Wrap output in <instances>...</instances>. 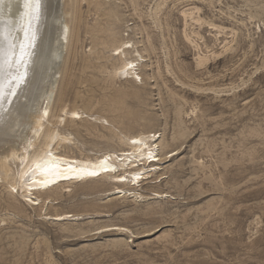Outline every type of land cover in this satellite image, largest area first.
Returning a JSON list of instances; mask_svg holds the SVG:
<instances>
[{"label":"rangeland","instance_id":"374dc122","mask_svg":"<svg viewBox=\"0 0 264 264\" xmlns=\"http://www.w3.org/2000/svg\"><path fill=\"white\" fill-rule=\"evenodd\" d=\"M73 1L53 114L67 125L63 108L88 110L122 134L156 132L158 153L172 150L137 188L141 202L113 194L118 184L108 181L32 207L1 180L0 264H264V0ZM103 25L115 41L137 44L145 57L138 80L109 75L112 48L93 39ZM81 120L79 133L68 126L74 145L60 151L125 148L98 136L118 131L91 134L90 118ZM60 213L82 215L46 216ZM112 224L125 230H106Z\"/></svg>","mask_w":264,"mask_h":264},{"label":"bare ground","instance_id":"6f19581e","mask_svg":"<svg viewBox=\"0 0 264 264\" xmlns=\"http://www.w3.org/2000/svg\"><path fill=\"white\" fill-rule=\"evenodd\" d=\"M67 1L72 2L73 0H64V3H61V0H38L40 4V15L39 19L33 22L32 25L36 30V50L35 56L33 57L34 68L29 79L26 81L27 88L24 97L21 98L15 110H12L11 106H9L11 115H9L5 119L3 125L0 126V181H6L7 188L18 192L27 205L32 207H42L49 204L54 199H57L56 195H59V198L63 197V194L72 193L76 188L88 190L98 189L106 185L108 181L116 185L118 184L117 187L112 189L115 190L113 194H123V196L133 194L132 197L134 200L136 202H141L145 200L146 196L141 194V192L136 193L138 190L137 188L143 187V184L153 177L156 170L161 168L162 162L166 158L168 159L167 156H169L172 150L169 149L170 151H165L164 154H162L163 152L158 153L159 146L164 143L158 145L157 133H153L152 131H141L137 134H122L106 117L96 116L87 112L88 110H81V108H63L61 110L66 116L69 115L67 125L62 115L57 118L53 114L55 110L53 111L52 109V95L56 88L55 82L62 72V61L64 59L62 53L65 54L64 50H66L69 45V37H71L70 34L72 32L69 21L72 9L71 6L67 4ZM24 2L25 0H0V41H2V43H0V51L5 55L9 50L8 42L16 43L17 39L22 36V30L28 27L31 20V9L25 10L23 7ZM251 4L253 5V3ZM115 9L116 8H114V10ZM110 11L113 12V8H110ZM183 12L187 16L188 13H186V11ZM98 31L101 35H94L93 39L95 45H103L112 48L110 58L114 60V63L112 64V70L109 71V75L113 77H126L129 81L138 80L140 78L138 69H140L139 66L144 61L145 57L140 52V49L137 48V44H135L132 39L123 38L120 41H115L114 30L111 25L101 26V29ZM205 61H207V57L204 55V57H200L197 62L198 65L201 66ZM100 102L101 101H99V103ZM83 117H89L90 120L95 121L93 124L89 122L90 120H85V122L87 121V123H90V126H86L87 132L90 131L92 134V132L98 130L100 126L109 131L115 130L116 133L118 131V136L117 134L107 136L101 133L98 136L110 142L117 139L118 144L125 146V148L105 151L103 155L94 157L83 154L77 157L74 154H70V152L60 151L63 147H69L70 144L74 145V132L70 131V127L68 126L72 127L76 125V119L79 118L83 120ZM55 118H57V120H55ZM74 127L76 128L75 131L79 133L77 126ZM177 139L175 138L174 140ZM114 168L119 171L113 172ZM89 172L97 174L88 175L87 173ZM159 176L156 178H159ZM166 196H168L166 193L161 192H156L154 194V198L157 199H162ZM117 205L118 204H111L109 207L116 208ZM81 215L82 214L77 213L73 215L60 213L54 216L46 214L47 218H51V220L57 222L66 221L72 217H77V219H79ZM111 226L110 228H106V230H122V232L125 230V226L113 227V224Z\"/></svg>","mask_w":264,"mask_h":264},{"label":"snow or ice","instance_id":"6c2138e0","mask_svg":"<svg viewBox=\"0 0 264 264\" xmlns=\"http://www.w3.org/2000/svg\"><path fill=\"white\" fill-rule=\"evenodd\" d=\"M23 7L25 10L31 9L28 27L22 30V36L16 43L8 42L9 50L6 55L0 51V126L11 115L9 106L15 110L21 98L24 97L26 81L34 68L36 30L32 25L39 19L40 4L38 0H25ZM87 174L96 175L97 173Z\"/></svg>","mask_w":264,"mask_h":264}]
</instances>
